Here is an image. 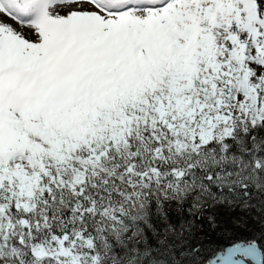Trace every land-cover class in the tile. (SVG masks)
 <instances>
[{"label": "snow or ice", "instance_id": "obj_1", "mask_svg": "<svg viewBox=\"0 0 264 264\" xmlns=\"http://www.w3.org/2000/svg\"><path fill=\"white\" fill-rule=\"evenodd\" d=\"M0 264H264V0H0Z\"/></svg>", "mask_w": 264, "mask_h": 264}, {"label": "trees", "instance_id": "obj_2", "mask_svg": "<svg viewBox=\"0 0 264 264\" xmlns=\"http://www.w3.org/2000/svg\"><path fill=\"white\" fill-rule=\"evenodd\" d=\"M210 216L215 217L214 227H211L209 224L208 217ZM197 236L202 238L204 248H209L213 245L227 244L231 239L244 237L242 233L237 232L230 225H225L221 215L214 212L211 207L203 213L201 228L197 232Z\"/></svg>", "mask_w": 264, "mask_h": 264}, {"label": "rangeland", "instance_id": "obj_3", "mask_svg": "<svg viewBox=\"0 0 264 264\" xmlns=\"http://www.w3.org/2000/svg\"><path fill=\"white\" fill-rule=\"evenodd\" d=\"M211 209L214 212H217L221 215L222 221L225 225H230L233 229H235L237 232L242 233L244 237L252 235L251 231H245L243 229V226L240 227L236 226V218L239 217L241 219H245L247 217H250L248 219V224L251 228L257 229L258 224H255L254 221L256 220V212L255 209H245L242 205L232 203L224 206H213ZM245 212H247V217H245Z\"/></svg>", "mask_w": 264, "mask_h": 264}]
</instances>
